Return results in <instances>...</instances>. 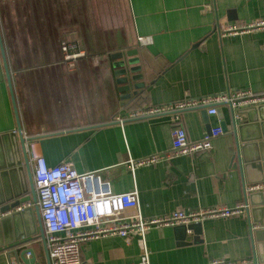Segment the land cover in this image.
Segmentation results:
<instances>
[{
    "label": "crops",
    "instance_id": "1",
    "mask_svg": "<svg viewBox=\"0 0 264 264\" xmlns=\"http://www.w3.org/2000/svg\"><path fill=\"white\" fill-rule=\"evenodd\" d=\"M259 18L264 0H0L8 67L7 72L0 47V136L16 129L9 76L21 131L35 141L46 164L69 161L77 172H96L112 193L137 188L144 218L244 202L245 185L254 175L239 169L229 133L213 138L210 149L131 171L129 158L169 149L175 114L125 115L227 90L264 92V30L219 32ZM138 36L151 42L141 45ZM62 42L76 43L83 52L74 69L51 61ZM123 51L134 53L142 83L138 94L125 100L111 69L114 55ZM203 109L178 114L191 141L220 126L218 116ZM221 110L226 120L228 107ZM15 248H0V264L11 258L24 264L19 257L24 248L33 250L35 263L47 264L39 239ZM79 249L80 264H137L144 251L149 264L213 259L255 264L245 213L187 227H153L129 243L118 236L86 240Z\"/></svg>",
    "mask_w": 264,
    "mask_h": 264
},
{
    "label": "built area",
    "instance_id": "2",
    "mask_svg": "<svg viewBox=\"0 0 264 264\" xmlns=\"http://www.w3.org/2000/svg\"><path fill=\"white\" fill-rule=\"evenodd\" d=\"M264 30V18L243 23L242 26L227 25L223 34H237L251 30ZM141 45L151 42L149 36H138ZM83 52L76 43L62 42L51 53L54 64L63 63L68 70L74 69L77 58ZM230 103L232 107H245L264 104V92H253L249 88L227 90L199 98H184L180 101L152 105L130 110L127 118L147 117L163 112L175 114L171 130V145L168 150L142 158H129V170L152 164L172 155L191 154L211 148V140L223 134L220 126L210 128L201 139L191 141L179 123V112L189 107H208V114H216L217 105ZM124 117V116H123ZM122 116L116 120L123 121ZM26 153L35 192V205L38 208L43 227L45 245L50 264H80V244L86 240L107 236H118L129 243L133 235H142L148 229L164 226H190L206 218L227 217L245 213L248 204L240 202L234 206H208L195 210L176 209L162 216L144 218L139 209L138 190L112 193L107 184L101 182L96 172L80 173L72 163L63 161L48 166L38 151L35 141L28 139L24 132ZM245 192L264 190V181L245 185ZM30 205L25 203L16 208L21 210ZM11 211L1 213L0 218ZM246 260L231 261L213 259L207 264H243ZM9 264H17L10 259ZM137 264H149L148 253L143 252Z\"/></svg>",
    "mask_w": 264,
    "mask_h": 264
},
{
    "label": "water",
    "instance_id": "3",
    "mask_svg": "<svg viewBox=\"0 0 264 264\" xmlns=\"http://www.w3.org/2000/svg\"><path fill=\"white\" fill-rule=\"evenodd\" d=\"M0 47L8 72L1 36ZM133 54L130 51L119 52L114 55V62L111 63L112 74L119 85L118 90L122 93L120 95L122 100L136 96L138 88L142 85L139 82L137 60ZM8 83L16 115V129L0 136V212L11 211L0 218V248L14 246L15 251V247L21 243L39 239L44 249L46 263L50 264L42 222L35 205L36 197L25 139L21 133V124L9 76ZM222 105L228 107L229 115L226 120L222 114ZM204 108L206 112L208 107ZM216 115L220 119L222 132L232 136L233 156L239 164V169L246 171V174L251 171L254 175L253 181L247 182L263 181L264 104L232 107L230 103H222L217 105ZM241 115L245 117V120L236 118ZM244 202L248 204L245 215L253 245V259L255 264H261L264 263V190L245 192ZM25 203H30V205L16 210L18 206ZM27 254L29 256H26ZM19 257L24 264H37L31 248L22 249Z\"/></svg>",
    "mask_w": 264,
    "mask_h": 264
}]
</instances>
